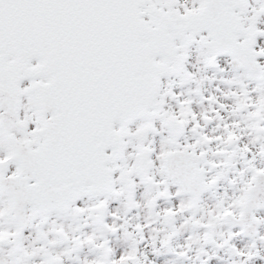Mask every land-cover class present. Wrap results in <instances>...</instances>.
<instances>
[{
	"label": "snow or ice",
	"instance_id": "obj_1",
	"mask_svg": "<svg viewBox=\"0 0 264 264\" xmlns=\"http://www.w3.org/2000/svg\"><path fill=\"white\" fill-rule=\"evenodd\" d=\"M0 264H264V0H0Z\"/></svg>",
	"mask_w": 264,
	"mask_h": 264
}]
</instances>
